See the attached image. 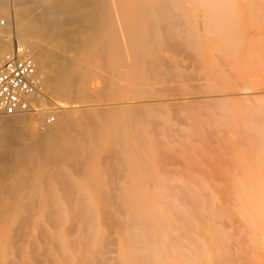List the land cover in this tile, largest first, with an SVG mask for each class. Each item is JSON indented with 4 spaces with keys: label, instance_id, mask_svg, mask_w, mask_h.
Listing matches in <instances>:
<instances>
[{
    "label": "bare ground",
    "instance_id": "obj_1",
    "mask_svg": "<svg viewBox=\"0 0 264 264\" xmlns=\"http://www.w3.org/2000/svg\"><path fill=\"white\" fill-rule=\"evenodd\" d=\"M236 1L0 0L8 20L0 26V59L16 42L39 78L28 110L0 112V264H264V50L246 44L248 55L238 54L245 34ZM127 7V25L111 34L112 20ZM202 31L228 45L205 70ZM86 47L100 66L112 58L120 76L136 69L131 94L107 104L92 100L99 87L84 80L76 55ZM224 77L230 90L222 89ZM199 79L203 85L189 84ZM124 89L106 81L111 95ZM76 99L85 105L73 110L67 103ZM245 109L250 117H242ZM181 110L188 116L177 117ZM238 122L232 145L251 164L210 165L197 176L156 174L173 171L157 166L169 162L159 148L169 153L199 129L207 155L209 137L214 152H231L223 136L211 134ZM106 123L112 134L123 128L124 140L104 153L115 159L101 161L92 192H79L78 175L93 156L83 145ZM128 144L137 150L119 151ZM137 155L146 160L127 159ZM137 162L148 164L149 175L125 176ZM126 177L130 182L121 184ZM32 178L37 183L30 185Z\"/></svg>",
    "mask_w": 264,
    "mask_h": 264
},
{
    "label": "rangeland",
    "instance_id": "obj_2",
    "mask_svg": "<svg viewBox=\"0 0 264 264\" xmlns=\"http://www.w3.org/2000/svg\"><path fill=\"white\" fill-rule=\"evenodd\" d=\"M237 1H236V5L239 8L237 6H235V12H237L238 15H236L237 13H235L234 15L238 19L237 24H239V27H241L243 34H245L244 37L242 38V41L244 42V40H245V42H247V39L251 38V41L248 40L249 42H247V43L244 42V43L238 44L239 49H241L238 54L240 55V57L242 55H244V57H245L246 55H248V52H249L248 49L250 48V45L252 46V44L254 45V47L252 46V48H250V50L251 49L257 50V49H255V46L259 50L260 49L264 50L263 49L264 48L263 47L264 33L261 34L262 31L260 33H258L259 31L257 32V30L260 29V27L262 28V26H264V23L261 24L262 22H264L263 21L264 20V14H263L264 13V9H263L264 8V0H257V2H256V0H245V1L243 0V2H242V0H237ZM255 2H256V4H255ZM259 2L261 3V6H260L261 10L258 9L259 5H260ZM11 7L12 6L10 3V6L7 9L9 11V13L10 12L12 13ZM251 7L253 9H251ZM129 14H130V8L127 7L126 12L123 14L122 18L116 19V22L114 21V19L112 20L113 24L111 25V27L109 29L111 34L115 33L114 32L115 30H119L118 28H121V26L123 24L127 25L126 23L129 21L127 19V17L129 16ZM10 17L13 21V17L12 16H10ZM1 18L6 20V24H8L7 23L8 20L5 18L4 13L0 14V19ZM245 32H247V33H245ZM211 34L212 33H209V34L205 33L204 31L201 32L203 39L201 38L202 40L200 41L201 44H199V46H200V49H201V52L203 55L204 70L206 69V66H209V62L215 63V61H217L215 59V57L213 56V55H216V53H214V52H217V54L220 55V54H222L219 52L220 49L221 50L223 49L225 51L228 48V45L226 43L224 44L225 40L222 41L223 40L222 37H220V36L218 37L217 34H215V36H213L214 34L213 35H211ZM243 34H242V36H243ZM259 37H261V40L258 39ZM252 38H253V40H252ZM256 38L258 39V41L256 40ZM106 39L110 40L111 36H106ZM115 40H117V38ZM221 41L223 42V44L219 43ZM259 41H261L262 45L260 44ZM219 44L221 45L220 48H219ZM246 44H248L249 47ZM245 47L246 48L248 47V49H246ZM216 50H218V51H216ZM110 53H112L111 50H110ZM260 53H262V52H260ZM76 55L85 64L84 76H83V77H85L84 80L87 81V84L90 87H92L93 85H96V84L99 87V91L93 93L91 96L92 100H96V103L101 104L104 100L106 102V103L104 102L105 104L111 103V102H117L118 101L117 98H122L125 95L131 94L130 87L133 86V80L136 77L135 76V70L136 69L130 68L128 70V72L130 71L128 74L126 72H124V74L122 76H120L117 73V71L121 70L122 67L117 65L112 60L111 57H110L111 59H109L107 61L106 65L100 66L99 65V59L97 58V54L96 53L93 54V47H91V48L86 47V48L80 49ZM206 64H208V65H206ZM110 80H112L113 82H116V84L121 83V84L125 85V89L123 90L122 95H119L116 92H115L116 94L114 93L113 95L108 93V91L106 90V81H110ZM223 80H224L223 81L224 83L222 84L223 86L221 85L222 89L230 90L231 89L230 85H231L232 80L227 78V77H224ZM199 83H201V85H203L204 81L202 79L201 80L199 79L197 81L196 80L189 81V84H193V85L196 84L195 86L199 85ZM184 87H185V84L180 87V90H184L185 89ZM227 92H229V91L219 92L216 94L227 93ZM193 96H197V95L194 94ZM84 101H85V99H76V100H73V101L67 103V106L69 108L75 110V109H78V107L85 105ZM253 110H251V111H253ZM249 113H252V112L245 109L244 112L242 113V117H250ZM188 114L189 113L186 114V111L181 110V111L177 112V117L179 115L181 117H187ZM51 115H52V113H49L45 117H48V116L50 117ZM216 115H218V114H215V116ZM203 123H205V125H206L205 119H204ZM241 124L238 122L237 125H234L231 128H224V126H223V128H222V126L221 127L215 126L214 129L212 130L213 133L211 132L212 133L211 136L213 135L217 138H219V137L222 138V136H223L222 139H224V142L228 143L229 147L231 148V152H224V153H219V154L217 152H214L213 148L216 147L217 144L215 142L213 143V140H211V138L209 137L208 138V140H209V144H208L209 154L207 155L206 138H203L202 131L200 129L197 130V132L194 131L191 139L189 138L186 140V141H188V142H186V143H188L187 145L185 142H184L185 145H183V143L182 144L178 143V144L174 145L175 146L174 147L175 149L173 150L174 152L171 150V152L168 153L167 147H164V146H163L164 150L159 148V151L162 150L161 157H165L163 159H166V160L169 159V162L165 163L164 165H162L163 164L162 162L161 163L159 162L157 166L161 165V168L164 167L166 169H171V170L173 169V171H170V170L161 171V172L158 171L156 174H167L168 176H170V174L172 173L171 175H173V176L174 175L197 176V175L202 174V172L204 173V171H207V169H210L211 166H212L211 168L215 167V168L219 169V168H225V167L228 168L230 166L235 167L241 163L242 164H251L252 159L250 157H244V153L241 150H239V148L237 146L233 147V145H232L233 140L238 138L237 134L235 133L236 132L235 129H237L238 125H241ZM201 125H202V123H201ZM112 126L113 125L106 123V125H104V127L101 129V131H97V132L94 131L95 132V139L91 143V145L86 146L87 143L86 142L84 143L83 151L92 152L93 156L91 158H88L87 162H85V164H84L83 170H85V168H87V169L85 171H82L83 173H80V175H78V176H80V179L77 180V184H78L77 190L79 192H88V191L92 192V185L96 182V178L100 176L99 167H100L101 161H113L115 159V157H113V156H108V157L105 156L104 153L107 150L111 149L112 144H114V143L122 144V142L124 140L125 131H123V128H122L121 130H119L117 132L115 130L116 133L114 132L115 134H112V130H114ZM141 126L143 127V123L141 124ZM203 126H204V124H203ZM189 128L190 127H188L186 132H182V133L188 134L190 131ZM183 135H185V134H183ZM181 137L183 138V136H181ZM181 137H180V140L182 142L183 140ZM184 141H185V139H184ZM128 146H129V144H128ZM128 146H126L127 148H125L123 146L120 147L119 151L125 152L124 150H126V149L128 151H130L132 149L133 150L136 149V147H134V146L133 147L129 146V148H128ZM158 147H160V146H158ZM161 147H162V145H161ZM143 150H144L143 148L138 149V151H140V152H142ZM163 151L164 152L167 151V154L169 157L166 156L167 154L164 153ZM218 156H219V158H218ZM121 158L123 159V156H121ZM148 158H150V157H148ZM76 159H78V158H76ZM127 159L136 160V161H141V160L145 161L146 160V158L142 159L141 156H139V155L131 156L129 158L127 157ZM65 164L69 165V162H67ZM65 164L63 163V165H65ZM73 164L75 167H77L76 162H74ZM132 165H135V167H137V169L134 170L133 172H130V174L127 173L125 176H128V175H131V176L147 175L148 176L149 175V172L147 171L148 170L147 169L148 164L146 166L145 163L142 164V162H141L138 164V162H137V163L132 164ZM208 166H210V167L208 168ZM70 168H73V166H70ZM87 177H91V178L88 179ZM30 181L31 182L28 183L30 185L37 183L36 179H34V178H32ZM34 181H36V182L34 183ZM134 181L136 182L137 180L136 179L131 180V182H133V183H134ZM129 182H130V179L127 177L120 181L121 184H125V183L128 184ZM139 182L143 183L144 181L139 180ZM146 182L148 184L149 180H146ZM92 199H93V197H92ZM94 201H95V203H97L96 200H94ZM19 207L22 208V205H19ZM100 215L102 216V213ZM100 227L103 228L102 221H100ZM123 248L126 250L125 245H123ZM57 252L58 251H56V255H59L58 254L59 252L58 253ZM62 253L63 254L65 253V255L68 254V248H62Z\"/></svg>",
    "mask_w": 264,
    "mask_h": 264
},
{
    "label": "built area",
    "instance_id": "obj_3",
    "mask_svg": "<svg viewBox=\"0 0 264 264\" xmlns=\"http://www.w3.org/2000/svg\"><path fill=\"white\" fill-rule=\"evenodd\" d=\"M6 20L0 19V26ZM39 88V78L32 58L16 42L0 59V112L14 115L29 109L28 96ZM49 121H53L52 117Z\"/></svg>",
    "mask_w": 264,
    "mask_h": 264
}]
</instances>
